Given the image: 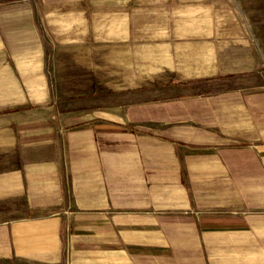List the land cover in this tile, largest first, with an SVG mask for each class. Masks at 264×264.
<instances>
[{
  "label": "crops",
  "instance_id": "obj_1",
  "mask_svg": "<svg viewBox=\"0 0 264 264\" xmlns=\"http://www.w3.org/2000/svg\"><path fill=\"white\" fill-rule=\"evenodd\" d=\"M235 1V45L190 46L204 83L68 98L8 45L0 264H264V0Z\"/></svg>",
  "mask_w": 264,
  "mask_h": 264
},
{
  "label": "rangeland",
  "instance_id": "obj_2",
  "mask_svg": "<svg viewBox=\"0 0 264 264\" xmlns=\"http://www.w3.org/2000/svg\"><path fill=\"white\" fill-rule=\"evenodd\" d=\"M72 2L0 0V61L9 44L28 48L36 35L47 49L53 93L68 98L209 81L218 71L198 68V55L191 63L190 46L235 45L219 34L237 24L224 17L241 12L235 0Z\"/></svg>",
  "mask_w": 264,
  "mask_h": 264
}]
</instances>
